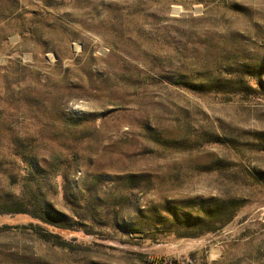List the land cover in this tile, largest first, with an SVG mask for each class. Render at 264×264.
I'll list each match as a JSON object with an SVG mask.
<instances>
[{"label": "rangeland", "instance_id": "374dc122", "mask_svg": "<svg viewBox=\"0 0 264 264\" xmlns=\"http://www.w3.org/2000/svg\"><path fill=\"white\" fill-rule=\"evenodd\" d=\"M0 264H264V0H0Z\"/></svg>", "mask_w": 264, "mask_h": 264}]
</instances>
